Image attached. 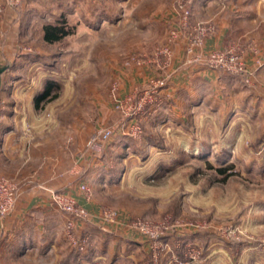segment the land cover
<instances>
[{"label": "rangeland", "instance_id": "1", "mask_svg": "<svg viewBox=\"0 0 264 264\" xmlns=\"http://www.w3.org/2000/svg\"><path fill=\"white\" fill-rule=\"evenodd\" d=\"M194 1L23 0L0 13V68H7L0 94V143L15 139L19 130L27 155L17 158L13 168L30 165L29 156L37 150L34 163L45 174L60 137L75 159L86 155L99 163L108 155L103 170L111 176L103 181L102 175H92L86 185H93L101 215L118 213L115 223L102 222L120 224L121 231L138 239L127 242L112 235L97 244L95 233L77 228L78 246L71 245L64 224L55 255L38 253L18 264H72L68 255L74 248L93 252L76 264H264V109L248 113L240 106L207 104L193 113L177 109L168 115L159 104L168 117L145 134L125 136L127 141L110 151L105 144L109 152L88 147L100 129H119L111 142L123 133L117 106L128 107L129 96L136 94L139 102L155 84L165 87V79L157 78L125 94L123 78L154 59L164 62L158 50L184 38L189 43L195 22L190 17V27L181 28L180 5L192 15ZM217 1L227 9L234 0ZM61 18L74 33L58 43L45 42L43 26ZM164 18L171 25L166 26V44L158 28ZM173 31L181 37H172ZM246 69L242 84L250 85L252 74ZM47 81L56 86L36 107ZM141 123L147 121L142 117ZM9 124L18 130L6 137ZM137 220L149 222L147 234L131 226Z\"/></svg>", "mask_w": 264, "mask_h": 264}, {"label": "crops", "instance_id": "2", "mask_svg": "<svg viewBox=\"0 0 264 264\" xmlns=\"http://www.w3.org/2000/svg\"><path fill=\"white\" fill-rule=\"evenodd\" d=\"M219 4L217 0L194 1L195 17H192V21L198 22L201 18L216 26V33L205 40L201 51L196 52L207 54L209 51L225 47H238L245 54L247 68L251 72L250 75L252 74L253 81L250 85L242 84L244 76L211 69L203 60L196 59L197 54H188V43L184 38L170 46L169 61H160L159 64L148 62L149 66L146 68L138 67L131 75L124 76L122 82L126 86L125 94L143 88L150 80L164 78L166 84L160 89L158 96L160 101L163 99L166 102V106L163 102L160 103L162 108L167 107L169 110V113L163 112L164 118L170 113L174 114L177 109L180 112L191 110L190 113H193L207 104H219L220 107L240 106L248 113L255 107L264 109V0H234L227 9H221ZM11 14L12 11L7 18ZM163 20L164 24H160L158 28L162 30V42L166 44L169 34L166 33V26L171 28V25L166 24L165 18ZM150 42L151 40L147 44ZM136 48L142 53V59L147 57L142 47ZM252 48L258 50V53L252 52ZM35 110L37 108L29 109L28 115L35 117ZM32 119L35 121V118ZM158 123L159 121L154 124L147 122L146 126L150 129ZM10 126L12 127L6 137L18 130L16 126L9 124L8 127ZM18 134H15V139L10 137L0 143V177L14 180L19 188L13 211L0 221V264H18L27 256L39 255L38 253L54 252L55 255V249L61 244L59 235L66 217L54 205L53 193L70 195L87 210L89 219L79 221L77 228L80 231L95 233L97 241L99 240L97 244L104 243L113 236L122 237L127 242H137L138 239L132 232L120 230V224L107 226L102 222L103 209L101 203L94 198L92 184L88 185L93 191L90 199L80 190V186L87 184V178L92 175L96 178L102 175L103 181L107 179L103 170L106 168L103 164H107L105 160L98 163L96 159L87 160L86 155L78 159H75L73 154L70 157V150L65 148L64 140H60V137L55 140V151L51 152L45 174L39 173L36 166L37 150L33 151V155H28L30 160L33 158L30 165H22L16 169L12 164L17 158L20 160L27 156H24L25 150L21 148L22 140L18 138Z\"/></svg>", "mask_w": 264, "mask_h": 264}, {"label": "built area", "instance_id": "3", "mask_svg": "<svg viewBox=\"0 0 264 264\" xmlns=\"http://www.w3.org/2000/svg\"><path fill=\"white\" fill-rule=\"evenodd\" d=\"M23 0H0V13L7 7H16L21 5ZM180 24L181 28L185 30L190 27V9L180 5ZM189 32V43L187 45L188 54H197L196 51H201L204 47L206 38L211 36L215 27L213 24L208 22H195L190 27ZM172 37L176 38L179 34L175 31L172 33ZM180 33V36L181 37ZM164 56L165 62L171 58V51L169 47H164L158 50L156 56ZM197 60H203L205 64L214 70L223 71L232 75H246L248 70L246 69V56L238 47H229L225 50L211 51L207 54L202 52L196 55ZM167 60V61H166ZM140 61V60H139ZM150 62L159 64L158 60H152ZM160 86L154 85V88L150 91H146L141 101L137 102V95L129 96L127 101L128 107L124 105H118L117 110L121 112V123L125 124L127 121L130 122L126 128H120L123 131V135L127 137L137 138L143 134L142 116L145 113L148 106L154 104H160L158 101V93L164 83L159 82ZM136 100V101H135ZM141 117V118H140ZM138 119V120H137ZM119 130V129H118ZM117 130V131H118ZM116 128L107 127L100 129L95 135H93L88 141V147L94 150L103 149L105 144H108L115 134L117 133ZM80 190L86 195L87 199L92 196V190L86 184L80 186ZM19 194V188L17 183L9 178L0 177V221L6 218L14 209ZM52 201L54 205L65 215L66 222L64 225L65 239L69 241L71 245L78 246V237L76 235L77 223L79 221H87L89 219V213L85 208L80 206L77 201L70 195L53 193ZM118 218L116 211H105L101 215V219L105 222L115 223ZM149 222L146 220H137L132 223L134 229L141 230L147 234Z\"/></svg>", "mask_w": 264, "mask_h": 264}, {"label": "trees", "instance_id": "4", "mask_svg": "<svg viewBox=\"0 0 264 264\" xmlns=\"http://www.w3.org/2000/svg\"><path fill=\"white\" fill-rule=\"evenodd\" d=\"M193 17V14L191 15V19ZM74 28L71 27L67 20L64 18L59 19L58 21H56L54 24H46L43 26V39L45 42L49 43V44H54V43H58L61 42L63 39H65L66 37L70 36L71 34L74 33ZM56 85L54 84L53 81H47L45 83L44 86V90L41 93L40 97L37 98L36 101V107H38L40 101H42L45 98H48L53 90V88ZM51 98H56V95L51 96ZM144 118V121H147L148 123H155L158 121H161L164 118V113L163 111L159 108L158 104H154L151 106H148L145 113L142 116ZM130 122H126L125 124L122 125L123 128H126L128 126ZM147 124V123H146ZM149 130L148 126H143V134H145V132H147ZM147 134V133H146ZM127 141V138H125V136L121 133H119L118 137L114 140V141H110L108 143V147H105L107 150H112V148L117 147L118 145H121L123 143H125ZM106 149H102V151L104 152H109ZM108 157V155H107ZM107 157H104V160L107 164H109ZM213 168V167H211ZM218 173L224 174L225 173V169L222 168H218L216 170ZM110 171H108V176L111 174L109 173ZM88 254H91V252L89 253V251L86 253L84 252V250L81 252L80 249L78 248H74L72 249V251L69 253L68 257H69V261L72 264H76V262H78V260H80L82 257L88 256Z\"/></svg>", "mask_w": 264, "mask_h": 264}, {"label": "water", "instance_id": "5", "mask_svg": "<svg viewBox=\"0 0 264 264\" xmlns=\"http://www.w3.org/2000/svg\"><path fill=\"white\" fill-rule=\"evenodd\" d=\"M7 70L6 67L0 68V94L2 90V74Z\"/></svg>", "mask_w": 264, "mask_h": 264}]
</instances>
